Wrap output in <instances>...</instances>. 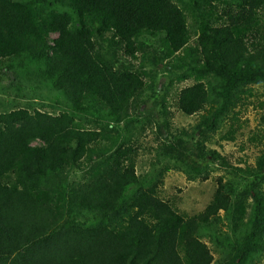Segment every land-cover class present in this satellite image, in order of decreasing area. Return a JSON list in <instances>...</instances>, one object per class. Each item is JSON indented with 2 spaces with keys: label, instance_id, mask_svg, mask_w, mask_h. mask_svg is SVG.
Listing matches in <instances>:
<instances>
[{
  "label": "trees",
  "instance_id": "obj_1",
  "mask_svg": "<svg viewBox=\"0 0 264 264\" xmlns=\"http://www.w3.org/2000/svg\"><path fill=\"white\" fill-rule=\"evenodd\" d=\"M158 72L172 78L156 151L172 165L139 174L135 110L157 94ZM34 84L63 110L10 98L0 113V264H253L263 255L264 151L239 168L207 144L225 120L223 140L236 141L243 110L259 100L264 0H0V86ZM171 108L198 118L191 133L172 130ZM212 161L236 176L218 178L203 211L187 215L161 196L168 172L196 180ZM203 231L223 249L218 262Z\"/></svg>",
  "mask_w": 264,
  "mask_h": 264
},
{
  "label": "rangeland",
  "instance_id": "obj_2",
  "mask_svg": "<svg viewBox=\"0 0 264 264\" xmlns=\"http://www.w3.org/2000/svg\"><path fill=\"white\" fill-rule=\"evenodd\" d=\"M55 37L53 36V38ZM166 76V73H157V94L153 95L151 92H148L140 100L135 110V115L141 113L140 121L142 122V124L137 125L138 129H135L137 131H133L135 137L140 139L139 145L141 149L137 165L139 174H156L167 164H170L169 160H166L163 156L158 157L160 154L156 151L158 143H162L165 137H167L166 130L162 128L165 118L161 114V99L166 95V90L163 88H168L172 77L166 78ZM192 84L193 82H186L180 87ZM32 88L28 87L23 92L18 90L5 92L2 86H0V113L6 109L4 105L10 98L13 100L11 102L12 105L29 107V104H33L34 107L53 114H58L63 110L62 98L52 89L39 88L35 84ZM257 92L260 95L259 100H255L253 104L249 105L242 112L241 128L236 134V141L223 140V137L230 131V121L225 120L220 125V129L213 135L211 142L207 144L210 149L219 152L234 167L245 168L246 163L256 166L259 156L264 151V107L261 105L264 103V85L258 86ZM168 97L172 103V107H174L176 98L175 87L168 89ZM56 101H60V104L57 105ZM42 106H45V108ZM171 112L174 113V118L171 121L172 130L175 132L185 129L191 133L198 118L196 116L187 117L179 113L175 108H171ZM147 120L153 123L152 127L154 132H157V135L151 132V124ZM158 124L161 126L159 127L161 128L159 133L157 131L159 129L157 127ZM142 128L144 130L141 131ZM235 176V173L231 172L229 168L214 161L208 163V168L196 180H189L188 176L182 171L171 170L165 175V184L162 188L161 196L173 202L180 212L187 215H195L203 211L212 199L218 185V178L225 177L226 181L233 182ZM237 181L240 182V180H235V183L238 184L237 186L243 185V183ZM218 228L230 234L229 229L225 225H220ZM230 237L233 238L232 234ZM202 239L210 246L218 262L223 256V249L216 244V238L212 241L208 233L203 231ZM253 264H264V253Z\"/></svg>",
  "mask_w": 264,
  "mask_h": 264
}]
</instances>
